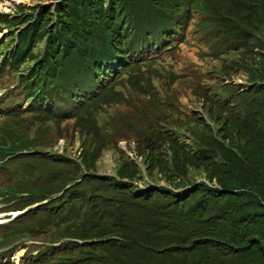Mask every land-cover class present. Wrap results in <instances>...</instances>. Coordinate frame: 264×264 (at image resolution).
Listing matches in <instances>:
<instances>
[{
    "label": "rangeland",
    "instance_id": "rangeland-1",
    "mask_svg": "<svg viewBox=\"0 0 264 264\" xmlns=\"http://www.w3.org/2000/svg\"><path fill=\"white\" fill-rule=\"evenodd\" d=\"M209 1L222 7L231 3ZM186 5L192 7L191 1L0 0V52L30 29L39 37L35 44L38 56L49 41L69 45L74 35L82 36L75 43L79 46L91 36L103 41L99 30L107 22V11L133 7L131 20L139 21L145 14L157 17L165 9L178 12ZM88 16L96 17L94 23ZM143 31L151 34L147 27ZM195 34L190 35V28L183 29L179 44L164 58L163 64L169 61L168 55L180 61L175 70L181 69L177 77L181 82L172 84L161 72L153 82L154 90H149L151 95L136 97L145 113L131 103H116L118 107L104 112L102 119L118 113L123 117V126L106 123L101 140L84 136L81 128L72 127L71 121L38 132L45 138L42 141L50 145L47 150L70 158L53 160L57 169L71 170L79 165V175L91 179L106 176L102 181L110 177L120 180L124 196L136 206L131 219L122 224L95 219L90 230L82 231L84 211L74 207L68 218L81 222L58 225L54 231L36 233L35 238H78L89 251L88 264H264V35L250 48L213 55L205 65L195 56L200 48ZM183 39L189 44L181 45ZM4 56L5 52L0 53V63ZM36 57L8 69L7 75L25 77L22 75ZM60 62L67 66V62ZM195 71L216 73L208 81L198 79L197 84L217 83L234 99L211 103L192 91L194 83L188 75ZM259 94L262 99L251 100ZM216 98L217 95L213 100ZM158 100H178V112ZM157 120L163 133L151 135L155 141L144 149L138 145L141 142L137 140L142 138L138 134L150 135L143 126L152 127ZM23 127L29 129V122H23ZM120 138L129 142L121 146ZM190 162L198 169L192 168ZM73 175L79 176L75 172ZM102 244L112 247H100Z\"/></svg>",
    "mask_w": 264,
    "mask_h": 264
},
{
    "label": "trees",
    "instance_id": "trees-1",
    "mask_svg": "<svg viewBox=\"0 0 264 264\" xmlns=\"http://www.w3.org/2000/svg\"><path fill=\"white\" fill-rule=\"evenodd\" d=\"M201 5H203V10L209 17L204 23V27L207 29V32L213 36V40L217 42L215 54L218 56L229 54L234 50L250 48L256 44V37L260 36L262 33L264 34V0H231V3L226 7L212 3L209 0H201ZM89 18L90 22L94 23L96 17L92 16ZM22 35V38L28 36V40L26 39L24 43L25 53L22 55L17 52L20 57V64L25 62V57L37 56L38 51L35 49V44L39 40L38 35L31 29L27 30ZM49 46L53 47L54 41H49L45 46V49L48 51H50ZM77 78L79 81L81 79L84 83L83 88L78 89L82 99L78 107L67 115L65 119L72 120L77 117L78 128L82 129L81 134L86 137L92 136L95 139L101 140L98 129H96L93 124L91 110L98 103L104 102L109 97L110 88H104L103 86L101 90L92 93L90 92V77L80 74ZM141 79L142 77H137L133 80V83L129 82L134 89H139L142 94L146 96V94L149 93V83L147 80L143 79L145 85H141ZM254 97L260 100L263 95H253L251 100L254 99ZM115 100L118 101L117 98H115ZM39 116H43L42 121L45 122H50L55 118V116H50L43 112L39 113ZM136 117H140V115H136ZM160 123L161 122L157 120L156 123H153L152 127L143 126V129L150 135L155 136L158 133H163L164 129L160 126ZM57 126H60V123H57ZM189 164L192 168L198 169L194 163L190 162ZM100 247L111 248L112 245L102 244Z\"/></svg>",
    "mask_w": 264,
    "mask_h": 264
},
{
    "label": "bare ground",
    "instance_id": "bare-ground-1",
    "mask_svg": "<svg viewBox=\"0 0 264 264\" xmlns=\"http://www.w3.org/2000/svg\"><path fill=\"white\" fill-rule=\"evenodd\" d=\"M112 37H113V38H116V36H115V35H112Z\"/></svg>",
    "mask_w": 264,
    "mask_h": 264
}]
</instances>
